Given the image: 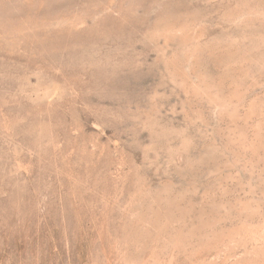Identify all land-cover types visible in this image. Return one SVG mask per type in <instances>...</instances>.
<instances>
[{"label": "rangeland", "instance_id": "obj_1", "mask_svg": "<svg viewBox=\"0 0 264 264\" xmlns=\"http://www.w3.org/2000/svg\"><path fill=\"white\" fill-rule=\"evenodd\" d=\"M0 264H264V0H0Z\"/></svg>", "mask_w": 264, "mask_h": 264}]
</instances>
